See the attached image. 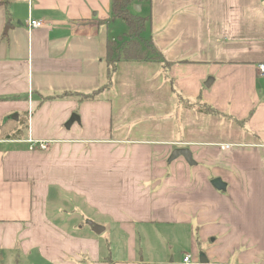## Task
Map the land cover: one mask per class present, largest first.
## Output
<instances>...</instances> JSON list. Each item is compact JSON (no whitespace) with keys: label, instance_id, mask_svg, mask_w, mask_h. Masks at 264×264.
<instances>
[{"label":"crops","instance_id":"obj_1","mask_svg":"<svg viewBox=\"0 0 264 264\" xmlns=\"http://www.w3.org/2000/svg\"><path fill=\"white\" fill-rule=\"evenodd\" d=\"M137 5L168 64L112 74L107 43L128 28L111 0L0 6V227L14 228L0 233L55 264H148L138 233L150 226L189 233L191 264H264V0ZM179 149L193 163L172 159ZM77 213L108 218L128 261L103 256Z\"/></svg>","mask_w":264,"mask_h":264},{"label":"rangeland","instance_id":"obj_2","mask_svg":"<svg viewBox=\"0 0 264 264\" xmlns=\"http://www.w3.org/2000/svg\"><path fill=\"white\" fill-rule=\"evenodd\" d=\"M3 1L4 0H0V2ZM135 7L136 6L133 8L134 12L136 11ZM119 23L122 24L123 28L126 27L124 21L121 20ZM243 28V24L238 26V30L241 29V31H243ZM24 121V118H22L21 122ZM50 149L51 144L46 151L39 152H48ZM77 214V216L80 217V214ZM80 218L82 219L83 217ZM83 219L86 225H88V222L94 220L93 222H98L100 226L105 228L106 231L101 235L93 233L94 237L99 239L101 246L103 247V250L101 251L103 256L110 255L111 258L117 262L128 261V258L130 257V248H127L126 237H124L117 229H113V227L109 225V222L107 221L108 218L94 215L91 216L90 219L89 217H84ZM0 230L4 231L6 235H9L13 233L14 228L0 227ZM173 234L176 239L171 240L169 239L168 232L155 233L154 229L150 226H143L142 230L138 233L140 236V239L138 238L139 260L144 259L148 264H182L185 254L192 253L190 245L191 235L183 232H176ZM3 237L4 234L0 233V264H55L49 261L37 247L32 246L28 249L23 246L19 237H17L16 241L13 239L8 241ZM84 263L87 264L89 261L85 259L83 263L80 264Z\"/></svg>","mask_w":264,"mask_h":264},{"label":"trees","instance_id":"obj_3","mask_svg":"<svg viewBox=\"0 0 264 264\" xmlns=\"http://www.w3.org/2000/svg\"><path fill=\"white\" fill-rule=\"evenodd\" d=\"M146 0H111V18L122 20L126 23L128 31L116 40L107 43L106 63L110 74L114 73L121 62H159L168 64L153 43L146 37L148 19L133 11L134 4ZM10 0L0 2V6L7 5ZM75 95L65 94L61 98H70ZM82 100L91 97H80ZM214 112L209 107H204L201 112ZM18 138V137H14Z\"/></svg>","mask_w":264,"mask_h":264},{"label":"water","instance_id":"obj_4","mask_svg":"<svg viewBox=\"0 0 264 264\" xmlns=\"http://www.w3.org/2000/svg\"><path fill=\"white\" fill-rule=\"evenodd\" d=\"M136 11L137 12H140L141 9L140 7L137 5L136 7ZM11 120H18V115H12L10 117ZM75 121H80L79 117L76 116V115H73L71 117V119L69 120V122L67 123L66 127L67 128H70L72 126V124L75 122ZM184 157L189 163H193V160H192V153L190 150L188 149H179V150H176L174 151L173 153V156H172V159H176L178 157ZM214 186L217 187V189L221 190V188H224V185L222 184V181L220 179L218 180H215L213 182ZM88 226L90 227L91 231L93 233H95L96 235H101L102 233H104L106 230L104 227L100 226L99 224L95 223V222H88ZM201 263H205L206 260L204 258H201Z\"/></svg>","mask_w":264,"mask_h":264},{"label":"built area","instance_id":"obj_5","mask_svg":"<svg viewBox=\"0 0 264 264\" xmlns=\"http://www.w3.org/2000/svg\"><path fill=\"white\" fill-rule=\"evenodd\" d=\"M28 26L31 29H38L44 26V23L42 21L37 20H30L28 22ZM260 72L264 75V64H261L259 66ZM28 144V150L30 152H36V151H46L50 147V142H43V141H33L29 140L25 142ZM184 264H191L192 263V256L187 255L184 258Z\"/></svg>","mask_w":264,"mask_h":264}]
</instances>
